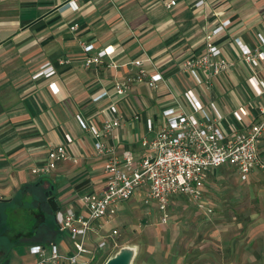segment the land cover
Here are the masks:
<instances>
[{
    "label": "crops",
    "instance_id": "0c3cea01",
    "mask_svg": "<svg viewBox=\"0 0 264 264\" xmlns=\"http://www.w3.org/2000/svg\"><path fill=\"white\" fill-rule=\"evenodd\" d=\"M67 1L0 0V201L18 198L9 210L0 206L14 213L13 218L27 213L29 225L41 224L40 236H24L23 240L32 241L15 246H28L27 264L36 259L29 252L32 245L59 242L66 249L70 244L66 235L62 240L55 224L49 228L53 219L47 198L33 203L20 198L39 197L51 190L58 207L75 208L80 193L104 187V159L95 154L94 139L81 128L79 119L102 128L108 106L114 103L120 123L101 141L120 156L129 151L134 159L145 152L141 138L153 135L146 132L148 118L158 128L164 123V109L181 106L190 112L183 97L186 89H191L203 106L213 102L223 112L224 119L217 125L226 136L260 119L261 97L247 84L251 70L240 45L264 51V44L257 41V33L264 34V0H203L201 5H195L198 0H176L169 7V0H74L78 5L75 11ZM74 23L77 26L72 29ZM220 26L212 42L229 66L213 77L209 86L196 85L183 63L203 55L205 35ZM83 43L93 45L88 53L83 51ZM102 51L105 53L96 61L85 65L87 54L96 57ZM146 57L152 63L145 61ZM135 59L143 60L149 73L160 72L163 82L156 88L134 83L125 95L116 94L114 83L135 70L131 64ZM45 63L53 67L52 74L39 73ZM255 70L264 79V61H259ZM51 82L56 83L57 93L49 88ZM242 104L250 107V114L238 124L230 112ZM65 134L71 135V144H65ZM60 143L77 161H59L45 175L33 173L34 167L47 162L48 147ZM258 155L264 162V134ZM213 171L208 172L205 184ZM257 176L264 177V169L253 171L245 181ZM176 196L183 195L172 197ZM143 197L144 189L138 188L125 204H118L116 216L108 223L126 213L130 201L142 202ZM205 201L211 207L207 198ZM147 207L160 211L153 202ZM248 236L247 243L254 246L250 251L245 246L239 250V263L264 264V222L252 226ZM3 253L0 250V256Z\"/></svg>",
    "mask_w": 264,
    "mask_h": 264
},
{
    "label": "built area",
    "instance_id": "2783aa9c",
    "mask_svg": "<svg viewBox=\"0 0 264 264\" xmlns=\"http://www.w3.org/2000/svg\"><path fill=\"white\" fill-rule=\"evenodd\" d=\"M175 3L176 0H169L166 6ZM202 3L203 0H198L195 5ZM67 4L73 11L78 9L74 0H68ZM227 22L224 21L223 24ZM76 26L74 23L71 28ZM220 28L222 26L205 35L206 52L203 55L188 58L183 63V68L196 85L209 86L212 78L229 66L212 42L213 35ZM257 41L259 45L264 44V34L257 33ZM92 47V44H82L85 53ZM240 47L243 60L251 70L246 78L247 84L255 95L261 97L257 109L260 119H255L231 136H226L217 125L224 119L223 112L213 102L203 106L191 89L183 92L190 112L181 106L177 109L166 108L162 111L164 123L158 128H155L152 119L145 121L146 132L153 135L141 138L140 145L145 152L138 159H134L129 151L120 156L114 147L101 141L105 133L111 132L120 123L121 116L114 103L108 106L102 128L79 119L81 128L94 139L95 154L104 159V187L80 193L75 199V208H57V229L63 241L66 235L70 247L65 249V245L62 246L59 242L32 245L29 252L36 257L33 264H95L117 234L116 229L103 233L105 223L116 216L118 204L130 199L138 188L144 189L143 203L154 202L166 219V206L175 195H183L194 201L199 209L211 212L212 209L202 199L209 171L221 166H231L236 169L241 180H247L253 171L264 169V162L258 155V145L264 134V79L259 78L255 70L259 61H264V51L247 44H241ZM104 53L102 51L96 57L87 54L85 65L89 66ZM145 61L152 63L150 57H146ZM131 64L135 70L114 83L116 94L125 95L134 83H145L150 88H156L163 82L160 72L149 73L145 70L143 60L135 59ZM53 72V67L45 63L39 73L50 75ZM49 88L53 93L59 90L55 82H51ZM249 108L242 104L230 112L235 123H243L250 114ZM64 142L71 144V135L65 134ZM65 144L50 145L47 162L34 167L32 172L45 175L59 161H77V157L66 151Z\"/></svg>",
    "mask_w": 264,
    "mask_h": 264
},
{
    "label": "rangeland",
    "instance_id": "374dc122",
    "mask_svg": "<svg viewBox=\"0 0 264 264\" xmlns=\"http://www.w3.org/2000/svg\"><path fill=\"white\" fill-rule=\"evenodd\" d=\"M232 168L218 167L208 177L202 199L206 206L205 198L210 201L211 212L176 196L164 219L162 211L153 212L143 200L130 201L126 213L104 225L108 231L117 228V234L95 264H104L124 247L134 251L130 264H240L239 250L254 246L247 243L250 228L264 222V177L241 181ZM27 254L28 246L14 247L7 262L27 264Z\"/></svg>",
    "mask_w": 264,
    "mask_h": 264
},
{
    "label": "trees",
    "instance_id": "16d2710c",
    "mask_svg": "<svg viewBox=\"0 0 264 264\" xmlns=\"http://www.w3.org/2000/svg\"><path fill=\"white\" fill-rule=\"evenodd\" d=\"M45 198H46L45 194H43L42 197L40 196L38 197V195L33 194L31 198H29V196L28 197L24 196L23 198H20V200L21 199L22 201L28 200V202L33 203V201L36 202L39 200H43ZM15 202L16 203L18 202V198H13V200H11L10 202L1 200L0 204L5 205L8 209L11 206H14ZM48 208L51 214V218L53 219L52 220L53 222L49 223L50 227L49 226L48 227L51 229L54 227V224H55L57 228V225L55 222V212L51 210L50 206ZM24 209L25 207H23V210ZM8 210L6 212V208H3L2 205L0 206V250H2L5 253L4 256L0 257V264H5L9 250H11L12 248H14L15 246L19 244L31 242L32 240L29 238L31 236L35 237L34 235L38 233L39 226L41 225V224H39L38 226L36 225L32 226L33 224L29 225L27 222V216H28L27 213H25L22 216V218L17 214L14 215V218H13L14 213H12L11 211H9L8 213ZM38 234L40 236L42 233H38ZM24 236H28V237L30 236V237L28 238V240H23ZM21 238L23 241H21Z\"/></svg>",
    "mask_w": 264,
    "mask_h": 264
},
{
    "label": "water",
    "instance_id": "95a60500",
    "mask_svg": "<svg viewBox=\"0 0 264 264\" xmlns=\"http://www.w3.org/2000/svg\"><path fill=\"white\" fill-rule=\"evenodd\" d=\"M86 181H83L82 183H79V185H83ZM77 185V187L79 186ZM76 187V188H77ZM45 196L47 198V202L53 212H56L58 205L57 202L52 195V191L48 190L45 191ZM134 251L129 248H121L118 253L108 258L104 264H130L131 260L133 258Z\"/></svg>",
    "mask_w": 264,
    "mask_h": 264
}]
</instances>
